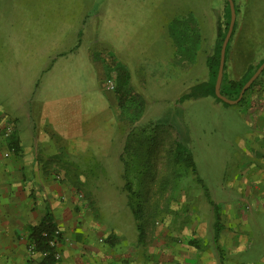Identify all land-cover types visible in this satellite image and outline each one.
<instances>
[{"label":"rangeland","instance_id":"1","mask_svg":"<svg viewBox=\"0 0 264 264\" xmlns=\"http://www.w3.org/2000/svg\"><path fill=\"white\" fill-rule=\"evenodd\" d=\"M234 1L224 78L240 80L264 58V0ZM222 7L223 0H0V104L5 110L27 101L35 85L59 94L75 83L92 115V133L124 136L130 130L144 140L134 142L139 152L131 146L142 155L139 164L125 167V174H109L113 188L96 193L100 217H207V199L220 185L233 184L246 152L262 154L264 141L257 140L245 110L247 94L235 105L210 96L178 101L208 79L206 56ZM63 52L65 58L57 56ZM109 57L128 77L122 88L143 101L137 122L131 118L138 100L121 108L113 94L119 81L102 75ZM100 81L114 118L104 108ZM256 87L264 89V72L250 91ZM172 134L180 153H174ZM259 163L264 185V158Z\"/></svg>","mask_w":264,"mask_h":264},{"label":"crops","instance_id":"2","mask_svg":"<svg viewBox=\"0 0 264 264\" xmlns=\"http://www.w3.org/2000/svg\"><path fill=\"white\" fill-rule=\"evenodd\" d=\"M108 61L102 75H113L116 86L123 87L125 70H117L111 57ZM50 72L44 69L42 75ZM101 83L98 92L114 118ZM70 84L59 94L44 93L35 85L29 99L10 111L0 104V264L39 262L29 261L26 246L32 229L44 221L61 234V257L55 264H264V217H255L264 215L259 169L264 145L262 154L246 152L233 184L220 185L207 199V217H100L96 193L113 188L109 174L122 175L125 167L139 164L136 159L142 155L132 150L139 152L135 143L144 140L130 130L124 136L92 133L82 90ZM246 94V113L258 131L257 140L264 141V89ZM8 124L12 132L5 137ZM171 137L177 153L178 140ZM125 156L128 161L123 162Z\"/></svg>","mask_w":264,"mask_h":264},{"label":"trees","instance_id":"3","mask_svg":"<svg viewBox=\"0 0 264 264\" xmlns=\"http://www.w3.org/2000/svg\"><path fill=\"white\" fill-rule=\"evenodd\" d=\"M232 2L234 4V9H235V12H236L237 11L236 10L237 6H236L234 0H232ZM222 12H223L222 13V20H221L220 23L217 24L215 41L213 43V46H212V49H211V53H209L206 56V68H207V73H208V79L205 82L196 84L195 86H193L189 90V92L183 94L178 100L180 103L185 101V100H191V99L193 100V99H197V98H201V97H209V96L214 98L217 102L223 103L221 100L217 99L215 97V95H214V83H215L217 69H218V64H219L220 47H221L222 41H223V39L225 37V34L227 32L229 19H230L229 6H228V3H227L226 0H223ZM234 28H235V24L233 26V30H232V34L230 36V39H231V37L233 35ZM230 39H229L228 44L226 46L225 54H226V52L228 50ZM263 61H264V58L262 60H260V62L250 71V73L247 76H245V78H242V79L237 80V81H228L227 79L224 78V70H225V65H224L223 77H222V81H221V85H220V94L222 96H224L225 98L229 99V100L237 99L242 86L248 81V79L253 75V73L259 67V65L261 63H263ZM263 72H264V69L261 72V74ZM116 73H117V75H119L120 71L116 70ZM258 77L256 78V80L258 79ZM122 78H123L122 82L124 84L123 87H125L126 84H127L126 79L128 77L125 74V75L122 76ZM256 80L245 91V93H244L242 99L240 100V102L243 100L245 94L256 83ZM114 94L118 97V100L121 103L122 102H126V101H128V102H136L138 100V104H137L138 105V110L134 113L133 117L131 118L132 121L137 120L140 117L141 112H142L143 101L141 99H139V97L136 94L132 93L131 90H128V88H122L120 86H118V87L116 86V88H114ZM182 151H183V149L178 144L176 146V152L180 153ZM186 162L188 163V165L190 164L192 166V161H191V158H190L189 155L186 157ZM52 227H53L52 224H50L47 221H44V222L40 223L39 226H37V227L32 229L29 238H31L33 240V242L35 243V245H36L38 250H43V249L46 248L45 239H43L41 237L40 233L44 229H50ZM35 264H53V263H52V261L49 258H46L45 260H39V262H36Z\"/></svg>","mask_w":264,"mask_h":264},{"label":"water","instance_id":"4","mask_svg":"<svg viewBox=\"0 0 264 264\" xmlns=\"http://www.w3.org/2000/svg\"><path fill=\"white\" fill-rule=\"evenodd\" d=\"M229 6V13H230V19H229V24L227 28V32L225 34V37L222 41L221 47H220V52H219V64H218V69H217V74H216V79L214 83V95L217 99L221 100L223 103L229 104V105H235L240 102L242 99L245 91L250 87V85L256 80V78L261 74V72L264 69V61L259 65V67L255 70L253 75L248 79V81L242 86L239 95L237 99L235 100H229L222 96L220 94V85L223 77V68H224V62H225V51H226V46L228 44V41L230 39V36L232 34L234 22H235V9H234V4L232 0H226Z\"/></svg>","mask_w":264,"mask_h":264},{"label":"built area","instance_id":"5","mask_svg":"<svg viewBox=\"0 0 264 264\" xmlns=\"http://www.w3.org/2000/svg\"><path fill=\"white\" fill-rule=\"evenodd\" d=\"M11 132L12 127L9 124L6 125L4 129V136H9ZM5 156H7V154ZM40 235L43 239H45L46 248L38 250L33 240L29 239L26 246V254L29 261L33 263L37 258H39V260L49 258L53 264L57 263L61 257L59 249L61 234L59 229L53 226L50 229H44Z\"/></svg>","mask_w":264,"mask_h":264}]
</instances>
